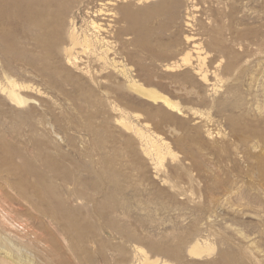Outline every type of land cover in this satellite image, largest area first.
<instances>
[{
	"label": "rangeland",
	"instance_id": "374dc122",
	"mask_svg": "<svg viewBox=\"0 0 264 264\" xmlns=\"http://www.w3.org/2000/svg\"><path fill=\"white\" fill-rule=\"evenodd\" d=\"M97 2L0 0V264H264V0L109 6V57L175 109L49 57Z\"/></svg>",
	"mask_w": 264,
	"mask_h": 264
},
{
	"label": "bare ground",
	"instance_id": "6f19581e",
	"mask_svg": "<svg viewBox=\"0 0 264 264\" xmlns=\"http://www.w3.org/2000/svg\"><path fill=\"white\" fill-rule=\"evenodd\" d=\"M85 1L86 0H80V3H83ZM97 1H98L97 4H95L93 6H89L87 8L86 13L89 16V20L86 19V20H88L87 24H86V28L84 27L81 30H79V28H78L79 24L77 26L76 21H74L72 18V25L70 27V35H69L70 41H69L68 46L64 45L63 49L59 48L58 45L60 44L62 38L58 34L53 36L54 41L49 42V57H53V58L57 59V62L60 64V66L65 71H67V73L70 76L83 78V73H87V74H90L91 79H94L95 81H97V84H99V85H100V83H103L100 80H102L101 77L104 74H109V73L111 74L113 72L120 73V74L124 75L127 78V80L129 79V82H130L129 84H131L132 88L145 92V94H147L149 97L153 98L154 100L160 99L164 102V104L167 107L175 109L176 104H174L173 102L168 100L166 97L160 96L154 90L146 89L143 86H141L140 84H138V81L133 80L131 72L128 69H126L125 65L120 64V61L116 60V58L114 59V58L109 57V52L114 50L113 46L111 44L113 39H112V41H110L106 36H103L102 31L105 32V30H107L111 24H107L108 27H105V25H103V23L100 21H101V19H104L105 16L114 15V13L116 11L113 12V10L109 6L116 4L115 3L116 1H120V2L125 3L122 6V13H123L122 16L127 17L130 14L129 9H131L130 4L127 3L129 0H97ZM139 1H142V0H139ZM145 1H153V0H145ZM63 2H64V0H49V18L51 15H54L58 11V7H60L61 4H63ZM162 2L152 4L151 7H153L154 9H159L160 4ZM70 8L66 7V9H67L66 12L69 11ZM133 14H135V13L132 12L130 14V16L131 15L133 16ZM74 19H75V17H74ZM63 24H64V18L60 22V26H62ZM112 24H113V22H112ZM54 25L56 26V23H54ZM49 27H51L50 21H49ZM141 28H142V26L140 25V23L133 22V23L129 24L126 29L125 28L119 29V32L130 31L134 34H138V32L141 33ZM137 45H139V44H137ZM113 54L116 55L117 52L114 51ZM92 64L99 65V68L92 70V68L90 67ZM167 69H172V66H167ZM203 77H204V79H206V75H204ZM105 82H106V80H105ZM16 83L13 85L12 88L10 87L11 88L10 90L7 91L8 97L14 103L23 104L27 101V99L22 97L20 95V93L17 91V89H16L17 84ZM2 88H4V87H2ZM3 91H6V88H4ZM138 93H140V92H138ZM164 144H165V141H164ZM154 146H156V144ZM164 151H165V149H164ZM197 254H199V253H197Z\"/></svg>",
	"mask_w": 264,
	"mask_h": 264
}]
</instances>
